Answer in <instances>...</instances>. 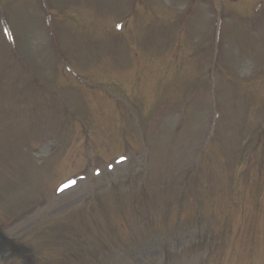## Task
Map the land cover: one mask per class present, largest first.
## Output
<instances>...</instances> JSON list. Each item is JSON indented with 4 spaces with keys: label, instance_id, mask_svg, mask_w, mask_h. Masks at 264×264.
<instances>
[{
    "label": "rangeland",
    "instance_id": "obj_1",
    "mask_svg": "<svg viewBox=\"0 0 264 264\" xmlns=\"http://www.w3.org/2000/svg\"><path fill=\"white\" fill-rule=\"evenodd\" d=\"M0 1V264H264L263 2Z\"/></svg>",
    "mask_w": 264,
    "mask_h": 264
}]
</instances>
